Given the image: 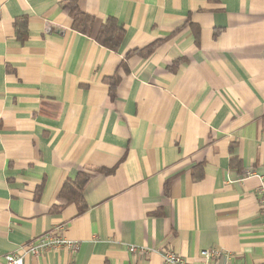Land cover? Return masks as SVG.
<instances>
[{
	"label": "crops",
	"instance_id": "0c3cea01",
	"mask_svg": "<svg viewBox=\"0 0 264 264\" xmlns=\"http://www.w3.org/2000/svg\"><path fill=\"white\" fill-rule=\"evenodd\" d=\"M66 1L0 0V264L57 228L77 252L23 264H163L129 246L264 264L260 182L245 177H264V0H78L91 37ZM107 18L126 32L116 52L93 39ZM79 172L86 209L52 212Z\"/></svg>",
	"mask_w": 264,
	"mask_h": 264
},
{
	"label": "trees",
	"instance_id": "16d2710c",
	"mask_svg": "<svg viewBox=\"0 0 264 264\" xmlns=\"http://www.w3.org/2000/svg\"><path fill=\"white\" fill-rule=\"evenodd\" d=\"M62 10L71 18L72 30L75 32L91 37L93 35L94 19L84 13L78 8V0H68L62 4ZM24 21H16L17 37L21 42H24L25 32ZM126 32L124 27L117 22L114 18H107L106 21L100 26L96 34L93 36L94 41L100 46L116 52L118 51ZM216 35V34H215ZM162 43V41H156L149 44L147 47L141 50H135L127 55L137 54L143 58H148L156 48ZM118 83V78L114 76V81L111 83L110 93L113 97V90ZM235 159L230 160V165L233 167ZM198 172L193 173V180L197 181L203 177L201 172V166L198 167ZM91 180V176L85 173L79 172L73 179H67L63 184L58 196L57 205L52 208V212H60L64 207L75 204L79 211L86 209V205L83 201V191L86 185ZM42 190V185L38 186L35 192V198L38 199Z\"/></svg>",
	"mask_w": 264,
	"mask_h": 264
},
{
	"label": "built area",
	"instance_id": "2783aa9c",
	"mask_svg": "<svg viewBox=\"0 0 264 264\" xmlns=\"http://www.w3.org/2000/svg\"><path fill=\"white\" fill-rule=\"evenodd\" d=\"M256 177L258 178L260 185L257 189V204L260 213L264 216V177L257 176L252 172H246L245 177ZM79 248L77 242L69 240L60 234V228L54 231L45 232L41 234L34 244L27 245L22 248V251L18 253H11L4 256L3 264H23L25 256L37 257L44 253L51 251H57L64 249L71 253H76ZM128 251L132 254L143 256L152 253H157L163 264H190L186 259L177 255L172 250L157 247V248H146L145 246H129ZM203 264H234L230 260V256L218 249L203 250L200 252Z\"/></svg>",
	"mask_w": 264,
	"mask_h": 264
}]
</instances>
